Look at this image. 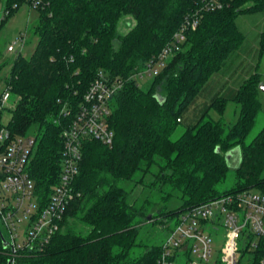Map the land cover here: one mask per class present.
I'll return each mask as SVG.
<instances>
[{
	"label": "trees",
	"instance_id": "1",
	"mask_svg": "<svg viewBox=\"0 0 264 264\" xmlns=\"http://www.w3.org/2000/svg\"><path fill=\"white\" fill-rule=\"evenodd\" d=\"M13 1L24 2L7 3ZM48 2L37 9L34 32L39 38L34 50L29 56L18 51L6 77V85L17 96L10 129L26 134L32 128L37 136L29 167L40 191L50 192L58 180L64 128L99 71L119 77L122 87L111 99L113 143L86 138L74 182L80 195L68 205L46 248L24 251L16 259L19 264H157L162 244L140 239L146 222L177 218L223 194L264 186V126L246 141L261 109L257 72L234 95L215 97L195 122L178 132L183 111L242 42L238 13L264 9V0H235L205 12L181 48L144 86L139 72L171 41L197 0ZM127 14L135 24L123 34L118 23ZM230 101L239 106L235 122L209 117L212 108L223 114ZM66 106L72 109L71 116L62 114ZM234 159L238 161L234 182L221 189ZM140 184L153 190L168 188L164 198L179 192L182 203L166 210L156 209L150 199L140 203L132 197ZM11 257L0 236V264Z\"/></svg>",
	"mask_w": 264,
	"mask_h": 264
},
{
	"label": "built area",
	"instance_id": "2",
	"mask_svg": "<svg viewBox=\"0 0 264 264\" xmlns=\"http://www.w3.org/2000/svg\"><path fill=\"white\" fill-rule=\"evenodd\" d=\"M32 8L45 7L48 0H24ZM235 0H197L196 7L184 16L181 26L163 49L152 55L138 77L153 76L198 27L205 12L223 9ZM21 3L0 0V22ZM251 3L248 2L247 5ZM24 40V35H20ZM19 39L9 43L8 51H15ZM122 87L119 77L100 70L92 81L84 100L63 131L61 171L50 192L44 194L30 174V159L37 142L34 133L17 134L3 121L7 103L17 96L9 85L0 94V226L11 250L12 264H19L17 256L24 251H42L61 227L70 202L80 192L74 182L83 158V144L93 137L112 144L115 137L108 118L111 99ZM15 107V106H14ZM13 107V108H14ZM12 112V109H10ZM64 116L72 109L64 107ZM26 222L23 236L19 228ZM168 234L162 244L157 264H264V186L229 192L188 208L176 220L166 224ZM222 229V234L219 231ZM224 237L221 253L213 258V235Z\"/></svg>",
	"mask_w": 264,
	"mask_h": 264
},
{
	"label": "rangeland",
	"instance_id": "3",
	"mask_svg": "<svg viewBox=\"0 0 264 264\" xmlns=\"http://www.w3.org/2000/svg\"><path fill=\"white\" fill-rule=\"evenodd\" d=\"M38 15L39 11L24 1L10 14V17L3 24H0V94L7 86L6 77L11 70L15 54L21 50L25 55L29 56L37 44L39 36L34 32V27L37 23ZM236 23L243 34L242 42L227 55L223 66L211 75L194 100L183 111V121L178 127V132L182 131L187 125L195 122L215 97L231 96L229 93L231 90L230 86H233L234 82H237L232 75L238 74L243 80L246 76L257 72L261 81L264 82V45L261 43V36L264 31V9L238 13ZM134 24L135 19L133 16L127 14L119 21L118 30L120 33L125 34ZM21 34L24 35V40H20ZM16 39H19V41L16 44L15 51H8V44L14 42ZM229 77H232L234 81H231ZM151 78L152 76L143 75L139 81L144 86L150 82ZM259 98L261 101V109L257 115L255 125L247 136V142L252 140L264 126V91L262 89L259 90ZM13 100L14 98L7 103L8 109L5 111L3 118L5 123H7L12 113L10 109L15 106ZM238 114V104L230 101L223 114L219 113L215 108H212L209 110L208 115L215 119L222 118L228 124H231L236 121ZM29 133H34V129L31 128ZM237 162V159L232 160L227 179L219 185V188L228 189L231 187L234 182V168ZM130 186L131 184H128V187ZM251 188L257 189L258 186ZM167 191L168 188L159 187L158 190H153L149 186L140 184L136 187L132 197L139 198L140 203L146 199H150L151 204L157 207L156 209L166 210L179 206L182 203L179 192L173 193L169 198L162 197ZM175 220L176 217L172 216L163 217L161 221L153 224L150 221L146 222L141 228L140 239L149 243H162L168 234L166 224L168 221L173 223ZM26 224L24 222L19 228L21 237L24 235L23 232ZM222 232L221 229L219 233L222 234ZM212 237L213 258H216L221 253L225 241L222 235L214 234ZM184 261L185 259L181 258L180 264H183Z\"/></svg>",
	"mask_w": 264,
	"mask_h": 264
},
{
	"label": "water",
	"instance_id": "4",
	"mask_svg": "<svg viewBox=\"0 0 264 264\" xmlns=\"http://www.w3.org/2000/svg\"><path fill=\"white\" fill-rule=\"evenodd\" d=\"M259 88L262 89V90L264 91V82H263V81H261V82L259 83ZM232 153H233V151H229V152L227 153V157L230 158V157L233 155ZM151 217H152V214H149V215H148V218L151 219ZM0 236H1V239H2L3 246H4V247H7L10 243H9V241L6 239V237L4 236V234H3V232H2V229H1V226H0ZM7 264H12V258H9Z\"/></svg>",
	"mask_w": 264,
	"mask_h": 264
},
{
	"label": "crops",
	"instance_id": "5",
	"mask_svg": "<svg viewBox=\"0 0 264 264\" xmlns=\"http://www.w3.org/2000/svg\"><path fill=\"white\" fill-rule=\"evenodd\" d=\"M232 76H234L233 78H235L236 79V81L237 82H234V85L233 86H230V95L232 96V95H234V93L237 91V89L239 88V86H240V84L246 79V78H248L249 76H246L243 80H242V78H240V76L238 75V74H234V75H232ZM229 79H231V81H234L233 79H232V77H229Z\"/></svg>",
	"mask_w": 264,
	"mask_h": 264
}]
</instances>
